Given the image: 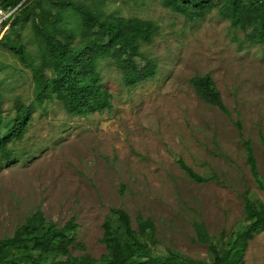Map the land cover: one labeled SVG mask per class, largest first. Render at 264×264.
<instances>
[{
    "label": "rangeland",
    "instance_id": "1",
    "mask_svg": "<svg viewBox=\"0 0 264 264\" xmlns=\"http://www.w3.org/2000/svg\"><path fill=\"white\" fill-rule=\"evenodd\" d=\"M35 1L24 7L33 8ZM52 1L42 0L39 21L55 17ZM69 1L97 3L106 14L156 23L158 32L142 43L141 52L157 72L128 87L122 71L102 60L100 85L110 107L71 115L56 99L35 101L32 71L13 49L22 45L39 59L24 9L0 29L4 123H11L17 108L35 107L21 140L10 144L14 158L0 157V241L40 211L61 227L74 219L72 253L100 261L108 254L103 224L122 210L137 232L141 219L153 221L160 253L170 250L194 264H210V246L242 229L245 197L264 203L246 148L249 142L264 184V42L253 39L254 28L234 29L217 8L192 23L160 0ZM136 61L142 73L152 67ZM46 74L51 76L49 70ZM205 76L218 89L224 109L197 92L193 79ZM180 160L208 180H192ZM197 224L212 242L199 240ZM241 262L264 264L263 230L248 239Z\"/></svg>",
    "mask_w": 264,
    "mask_h": 264
},
{
    "label": "trees",
    "instance_id": "2",
    "mask_svg": "<svg viewBox=\"0 0 264 264\" xmlns=\"http://www.w3.org/2000/svg\"><path fill=\"white\" fill-rule=\"evenodd\" d=\"M28 1L1 0L0 6L7 9L21 4L20 8L24 10L20 12L25 16L24 22H31L39 59L28 55L22 45L13 46V49L22 63L32 71L35 101L40 105L46 100L56 99L64 105L67 113L77 116H86L89 112L103 111L110 107L109 95L100 85L99 65L105 59L111 60L122 71L124 84L128 87L136 86L156 74L155 62L141 52L142 43H150L158 32L156 23L106 14L97 3L91 7L86 3L69 0H49L56 8L55 17L51 21H39L37 9L42 7V0L35 1L33 8L24 7ZM160 2L166 9L192 23L204 19L207 13L217 8L234 29L246 31L254 28L258 34H254L253 39L264 42V0ZM136 59L151 63V69L142 73ZM48 70L51 76H47ZM193 84L202 99L224 109L219 91L210 76L196 77ZM34 109V104L17 108L11 123L5 124L0 102L2 160L9 162L14 158L15 151L10 148V144L21 140ZM246 148L250 169L264 190L249 142H246ZM179 164L192 180H208L193 172L182 160ZM244 209L242 229L233 237L219 242V246H210L214 254L210 264H242L248 239L256 231H264V203L245 197ZM112 214L103 224V242L108 250L103 260H96L88 254L77 256L72 253L71 247L76 241L78 228L74 219L61 227L37 211L28 216L12 236L0 241V264H194L180 253L158 251L152 220L141 219L137 232L133 230L126 212L114 210ZM196 231L201 242L213 241L204 226L197 224Z\"/></svg>",
    "mask_w": 264,
    "mask_h": 264
},
{
    "label": "built area",
    "instance_id": "3",
    "mask_svg": "<svg viewBox=\"0 0 264 264\" xmlns=\"http://www.w3.org/2000/svg\"><path fill=\"white\" fill-rule=\"evenodd\" d=\"M1 3V0H0ZM21 4L12 8L8 7L7 9L0 6V29L4 28L5 25L11 21L14 15L17 13L18 9L20 8Z\"/></svg>",
    "mask_w": 264,
    "mask_h": 264
}]
</instances>
